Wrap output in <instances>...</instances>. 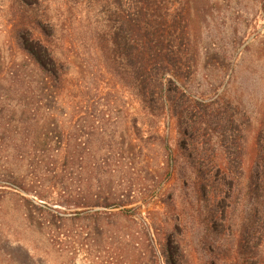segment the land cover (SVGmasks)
<instances>
[{
    "label": "trees",
    "instance_id": "1",
    "mask_svg": "<svg viewBox=\"0 0 264 264\" xmlns=\"http://www.w3.org/2000/svg\"><path fill=\"white\" fill-rule=\"evenodd\" d=\"M16 1L10 21L21 59L2 78L15 121L9 138L0 136V178L29 196L18 194L28 205L0 243V264H37L40 242L62 248L68 264L79 253L88 264H181L179 236L172 234L180 219L171 227L175 203L161 185L176 168L165 129L172 121L177 148L195 172L205 264H264V103L248 114L225 86L193 91L196 0H58L54 11L39 0ZM97 13L107 31L87 34L80 14ZM88 41L100 49L99 70L138 99L143 132L137 117L112 109L86 104L79 114L56 113L71 57L65 49L82 59L79 48ZM127 119L129 143L153 138L163 151L159 175L140 191L130 185L136 156L118 138Z\"/></svg>",
    "mask_w": 264,
    "mask_h": 264
},
{
    "label": "rangeland",
    "instance_id": "2",
    "mask_svg": "<svg viewBox=\"0 0 264 264\" xmlns=\"http://www.w3.org/2000/svg\"><path fill=\"white\" fill-rule=\"evenodd\" d=\"M57 2L58 0H39V5L41 8L47 6L49 11H54ZM196 2L199 10L194 22L200 38L197 39L199 48L197 71L191 83L193 91L210 93L212 89H216L217 92H221L225 86L226 96L228 95L234 102H241L243 111L246 110L248 114L255 112L264 103V0H196ZM16 6V0H0V136L5 138L11 135L7 132V127L14 123L15 116L4 105L11 94L6 92L5 81L2 78L6 76L7 69L21 59L10 21V15ZM80 18L84 20L82 27L84 26L83 30H86L87 34L91 29L100 30L101 33L107 31L103 13L90 14L87 19L80 14ZM67 37H70L69 32ZM79 50L84 52L82 59L72 58L73 51L65 49V54L71 57L68 58L70 62L67 66L66 82L61 83L62 101L56 103L58 105L56 113L60 111L72 113L79 109L75 112L79 114L87 105L96 110L112 109L113 112L126 115L127 118L137 117V124L143 132L147 126V118L141 111L138 99L117 77L112 76L109 79L103 69L99 70V61H102L99 47L88 41ZM231 71L232 74L229 75ZM128 120L123 124L121 120L119 124L122 132L118 131V138L121 141L124 138V144L129 143ZM46 128L51 129L54 135L58 133L59 126L53 129V126L47 124ZM161 128H164L162 123ZM165 129L176 157V168L171 178L164 184L163 180L161 182L162 189H165L164 195L171 196L175 203L174 211L169 214L171 227L172 225L174 227L172 218L180 219V224L176 223L177 230L174 228L172 234L178 233L179 236L181 264H205L207 256L203 255L204 249L201 248L204 225L196 216L198 189L194 182L195 172L187 165L184 155L177 148L178 133L173 121L170 127L165 126ZM132 143H129V148L133 150L137 161L136 177L130 185L140 191L159 175L156 170L161 164L163 151L158 141L153 138L145 142L139 140ZM75 149H78L77 146ZM18 194L29 196L0 178V243L4 240L9 241L18 210L28 205ZM159 216V212L155 211L153 218L156 224ZM24 237L27 239V236ZM39 245L42 250H37L38 254H35L40 256L37 264H68L66 262L68 257L64 255L65 251L62 248L54 252L48 250L42 242ZM2 250V253L6 254L7 248L3 246ZM73 260L75 264H88L81 253Z\"/></svg>",
    "mask_w": 264,
    "mask_h": 264
}]
</instances>
